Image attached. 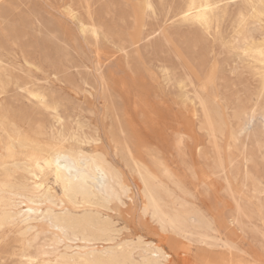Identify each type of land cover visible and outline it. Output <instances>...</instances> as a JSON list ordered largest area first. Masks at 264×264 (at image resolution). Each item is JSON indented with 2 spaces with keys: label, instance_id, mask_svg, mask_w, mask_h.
<instances>
[{
  "label": "rangeland",
  "instance_id": "374dc122",
  "mask_svg": "<svg viewBox=\"0 0 264 264\" xmlns=\"http://www.w3.org/2000/svg\"><path fill=\"white\" fill-rule=\"evenodd\" d=\"M208 1L200 21L205 0H0V184L15 185L0 200L16 212L40 183L43 208L110 219L118 236L87 244L45 218L7 224L0 264L129 243L136 260L157 246L163 264H264V0ZM58 147L102 157L120 201L69 200L44 153ZM139 171L191 233L150 213L140 226Z\"/></svg>",
  "mask_w": 264,
  "mask_h": 264
},
{
  "label": "bare ground",
  "instance_id": "6f19581e",
  "mask_svg": "<svg viewBox=\"0 0 264 264\" xmlns=\"http://www.w3.org/2000/svg\"><path fill=\"white\" fill-rule=\"evenodd\" d=\"M201 9L202 12L198 18L200 21H204L209 9L208 0H205L204 4L201 5ZM13 143L23 148L29 146L39 148L33 140L28 138H14ZM44 153L48 156L56 181L60 183L64 195L69 200L79 201V204L85 207L96 204L108 205L112 201H120L118 189L124 191L125 188L121 186L117 171L111 168L102 157L94 156L95 154L91 156L84 152H72L60 147L46 148ZM139 172L144 186L143 196L147 202L143 208V213H150L160 227L162 224L167 225V229L172 232L188 229L180 217L171 216L162 210L161 199L156 192L158 188L156 177L148 171ZM14 188L15 185L13 184H0V192L3 193L13 195L12 190ZM36 189L37 194L22 196L24 200L19 204L23 206L16 212H13L11 208H15L17 205L12 201L10 202V199H6L5 202L0 200V226L13 223L27 226L32 221L45 218L53 228L60 230L63 235L68 231L71 232L74 238L71 241H81L87 244L106 242L111 245L110 243H113L118 237L115 222L110 219L102 218L90 212L76 214L66 208L60 211H55L51 207L43 208L41 198L53 203V197L49 195L48 190L39 193L42 191L40 183H36ZM6 206H11V208L7 211L5 210ZM189 232L191 233L190 230ZM53 247L52 243L48 244L49 249ZM64 249L68 251L71 246L67 245ZM133 250L129 243L120 244L117 247L109 246L103 251L92 250L85 253L74 252L71 254L62 252L56 257L55 264H163L162 262L168 263L171 258L170 254L163 248L153 246L150 259L136 260L133 257Z\"/></svg>",
  "mask_w": 264,
  "mask_h": 264
},
{
  "label": "snow or ice",
  "instance_id": "6c2138e0",
  "mask_svg": "<svg viewBox=\"0 0 264 264\" xmlns=\"http://www.w3.org/2000/svg\"><path fill=\"white\" fill-rule=\"evenodd\" d=\"M149 7H151V6L149 5ZM139 224H140L141 227H143L144 225L147 224V213L145 214L144 218L139 222ZM161 229L163 231H167V225L162 224L161 225Z\"/></svg>",
  "mask_w": 264,
  "mask_h": 264
}]
</instances>
